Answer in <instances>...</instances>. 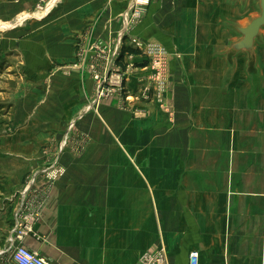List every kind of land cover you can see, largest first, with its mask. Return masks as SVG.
<instances>
[{"label": "crops", "instance_id": "1", "mask_svg": "<svg viewBox=\"0 0 264 264\" xmlns=\"http://www.w3.org/2000/svg\"><path fill=\"white\" fill-rule=\"evenodd\" d=\"M151 1L137 34L169 51L173 117L152 103L125 104L120 144L133 133L135 145L145 148L106 150L114 108L103 101L99 115L87 113L79 123L93 136L87 149L60 152L66 174L52 182L41 171L38 212L31 202L35 185L17 189L16 209L20 193L30 198L24 201L30 221L23 237L11 238L49 264H141L146 252L156 251H164L169 264H189L193 251L199 264H264V109L214 102L223 88L204 82L215 73L197 70L210 57L193 56V29L176 17L217 14L209 0ZM127 3L50 0L39 10L47 19L25 38L26 74L50 80L52 101L40 111L53 108L59 129L94 99L95 74L112 72L107 47L121 29ZM143 60L137 61L142 72H154ZM220 80L226 85L225 75ZM257 96L252 90L251 98ZM143 107L146 116L129 117ZM46 117L40 116L41 125L56 128ZM5 264L15 263L9 258Z\"/></svg>", "mask_w": 264, "mask_h": 264}, {"label": "rangeland", "instance_id": "2", "mask_svg": "<svg viewBox=\"0 0 264 264\" xmlns=\"http://www.w3.org/2000/svg\"><path fill=\"white\" fill-rule=\"evenodd\" d=\"M49 1L0 0V253L10 244L11 235L16 234L18 217L20 221L23 220L19 211L26 207L24 201L27 202L29 198L25 190L20 193L22 199L16 209L19 196L17 189L29 185L30 182L35 185L31 202L32 205L35 204L33 207L38 212L41 171L47 177L54 175L51 181L55 182L54 180L63 177L67 171L60 159V152L84 151L93 141L92 134L84 133L83 126L79 125L87 113L99 115L101 103L105 100L111 101L114 108L111 117L112 142L111 149L106 145V150L117 152L145 148L141 143L135 145L133 133H128L127 145L120 144L119 124L123 120L120 109L125 108V104L129 109L135 101L148 105L152 103L166 115L173 117V103L169 100L172 77L168 71L169 51L161 42L145 40L137 34V28L143 22L152 1L139 3L138 0H128L127 7L121 14V29L117 31L115 39L111 36V46L107 47L113 65L112 72L106 75L97 73L100 77L94 79V99L89 100L87 109H83L85 112L82 110L79 116L68 121L64 127H56L58 122L54 120L53 108L49 112L40 111L46 103L52 101L50 80L30 78L29 73L26 74V66L30 61L25 62V56H29L26 53L29 39L25 38H29L31 32L38 30L47 19V14L41 18L33 13L43 10ZM209 2L210 12L217 14L176 17V23L185 22L193 29V37L197 41L193 44V49L197 46V53L193 56L210 57L203 59V68L197 70L215 73L212 79L204 82H209L214 88H223L222 92L218 89L217 100L214 102L247 103L260 105L264 109V25L260 27L259 35L250 47L246 49L241 44L246 38L245 29L261 14L260 1ZM137 11H141L142 15L136 16ZM26 15L29 17L26 18ZM151 44H158L164 51V54L159 55L160 60L162 59L161 66L155 63L154 57L150 58L153 55L149 50ZM127 47L138 48L141 54L129 53L125 50ZM101 48L102 46L96 47L97 56L100 55ZM139 59H145L144 65L148 63L154 72H142L137 62ZM197 70L193 71V75L198 77ZM220 75H225L223 83L226 85H222ZM252 90L253 94L258 95L256 98H251ZM144 110L135 109L129 117L135 120L143 117V114L146 116L147 110ZM43 115L47 116L50 124L56 123V128L43 127L40 121V116ZM44 123L49 122L44 120ZM100 137L102 138L97 133L96 139L100 140ZM9 257L8 253L0 255V263H8Z\"/></svg>", "mask_w": 264, "mask_h": 264}, {"label": "built area", "instance_id": "3", "mask_svg": "<svg viewBox=\"0 0 264 264\" xmlns=\"http://www.w3.org/2000/svg\"><path fill=\"white\" fill-rule=\"evenodd\" d=\"M138 2L146 3L145 0H138ZM135 15L139 17L142 15V12L137 11ZM149 50L151 53H153V55H150V58L153 59L154 57L155 63L158 66H161L162 59L160 60L161 57L159 55L164 54L163 49L160 46H158V44H151V46L149 47ZM147 51H148V48H147ZM98 77L100 76L99 75L95 76V78H98ZM100 95H101V91L99 93V96ZM51 177L54 178V175H52ZM27 208L29 207L27 206L22 207L21 212L19 211L20 216L22 217L23 220L20 221L18 217V220H17L18 225L16 227L17 237H23L28 232V229H29L28 222L30 220H29V212L26 213ZM7 253L10 256L9 258L15 264H49V261L46 258L41 257L37 252L32 251L30 248L23 245L21 242L16 243V241L12 238L10 240V244L7 245V247L0 253V255L4 256V254H7ZM140 260H141V264H169L168 257L164 251L146 252L141 257ZM189 264H199V252L198 251H193L190 254Z\"/></svg>", "mask_w": 264, "mask_h": 264}, {"label": "water", "instance_id": "4", "mask_svg": "<svg viewBox=\"0 0 264 264\" xmlns=\"http://www.w3.org/2000/svg\"><path fill=\"white\" fill-rule=\"evenodd\" d=\"M260 1V8H261V14L253 19L250 23L249 26L245 29L246 33V38L244 41H242V46L250 47L251 43H254L255 37L259 35V29L261 26L264 25V0H259Z\"/></svg>", "mask_w": 264, "mask_h": 264}, {"label": "trees", "instance_id": "5", "mask_svg": "<svg viewBox=\"0 0 264 264\" xmlns=\"http://www.w3.org/2000/svg\"><path fill=\"white\" fill-rule=\"evenodd\" d=\"M125 50H126L127 52H129V53H132V54H141V50L138 49V48L127 47ZM144 64H145V63H143V65H144Z\"/></svg>", "mask_w": 264, "mask_h": 264}, {"label": "bare ground", "instance_id": "6", "mask_svg": "<svg viewBox=\"0 0 264 264\" xmlns=\"http://www.w3.org/2000/svg\"><path fill=\"white\" fill-rule=\"evenodd\" d=\"M54 1H55V0H54ZM50 5H51V3L48 5V8L50 7ZM48 8H47V10H48ZM44 14H45V11H43V12H42V11H37V12H36V16H38V17H41V16H43ZM27 16H28V15H26V18L29 17V16H28V17H27ZM21 23H22V22H21Z\"/></svg>", "mask_w": 264, "mask_h": 264}]
</instances>
